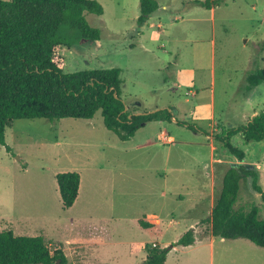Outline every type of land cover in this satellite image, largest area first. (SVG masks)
Here are the masks:
<instances>
[{
  "label": "rangeland",
  "instance_id": "obj_1",
  "mask_svg": "<svg viewBox=\"0 0 264 264\" xmlns=\"http://www.w3.org/2000/svg\"><path fill=\"white\" fill-rule=\"evenodd\" d=\"M97 1L103 14L85 16L100 38L60 46L63 72L120 68L127 109H178L177 119L195 130L150 121L121 141L99 110L90 119L12 120L5 130L11 152L0 146V230L41 236L52 253L62 250V264H143L154 245L177 246L171 261L182 234L194 226L196 235L209 233L223 174L237 160L214 134L245 124L255 106L264 110V83L245 87L246 73L262 65L264 0H221L212 9L156 0L143 29L136 23L139 0ZM201 101L211 102L212 119H192L189 109ZM230 142L247 164L260 163L264 192V139L244 143L237 134ZM67 171L78 172L80 184L73 205L63 209L55 175ZM253 206L264 220L260 195L240 180L234 207ZM139 220L152 225L142 228ZM233 242L238 246L229 252L239 264L264 263V248L242 237L223 244ZM215 251V264L225 262Z\"/></svg>",
  "mask_w": 264,
  "mask_h": 264
},
{
  "label": "trees",
  "instance_id": "obj_2",
  "mask_svg": "<svg viewBox=\"0 0 264 264\" xmlns=\"http://www.w3.org/2000/svg\"><path fill=\"white\" fill-rule=\"evenodd\" d=\"M221 0H193L197 6L211 9ZM158 7L156 0H139L136 23L143 25ZM85 13L103 14L97 0H0V146L5 145V130L14 119L61 118L90 119L100 111L104 126L121 141L130 140L138 128L150 121H171L168 108L151 113L135 114L139 108L126 105L122 98L121 69L91 68L64 73L60 46L83 41H96L100 30L90 25ZM264 51V42L262 44ZM246 87L264 83V52L262 65L245 75ZM146 111V110H143ZM177 123L195 128L184 122ZM240 135L244 143L264 139V110L245 124L221 129L214 134L233 162L222 177L219 194L211 208L209 234L225 239L246 238L264 248V220L257 218L256 207L243 211L234 207L240 180L249 181L253 191L264 203V192L257 183L258 172L245 162V154L230 142ZM63 209L70 208L77 195L80 175L75 171L55 175ZM142 228L152 224L139 220ZM193 230L182 234L176 244H193ZM167 247L149 248L143 264H164ZM61 264V249L53 253L41 236L18 235L11 228L0 230V264Z\"/></svg>",
  "mask_w": 264,
  "mask_h": 264
},
{
  "label": "crops",
  "instance_id": "obj_3",
  "mask_svg": "<svg viewBox=\"0 0 264 264\" xmlns=\"http://www.w3.org/2000/svg\"><path fill=\"white\" fill-rule=\"evenodd\" d=\"M162 8H164V6ZM144 24L140 25L139 28L143 29ZM159 25H160V23H158V27H159ZM140 33H143V32L141 31ZM245 83H246V81H245ZM245 87H246V84H245ZM254 87L255 86H253L251 88L246 87V89L249 90V89H252ZM187 90L191 94H196V92H194L190 88H188ZM138 103H140V102L138 101ZM262 107H263V105H262ZM262 107L255 106L252 109V112L250 113V115L247 117V121H249L255 114H257L259 111H261V109L263 110ZM163 108H166V107L156 108V109L159 110V109H163ZM168 109L170 110V112L172 114L171 120L175 121V122L179 121L176 117V114L179 112L178 109L177 110H172L170 108H168ZM148 110H151V108H149ZM148 110H146V111H148ZM137 112H139V110ZM212 113H213L212 104H211V102H207V101H201V102L197 103L194 107L189 109V114L191 115L192 119H195V120H198L201 118H208V119L211 118L212 119ZM155 122H157V124L159 126H162L166 121H155ZM163 134H165V129L161 128L159 133H158V136H162V138H164L163 140H166V138L163 136ZM263 155H264V152H263ZM233 157L235 158V156H233ZM214 162L219 163L221 161L219 159H217V160H214ZM235 162H238V160H235ZM245 162H246V160H245ZM249 163L252 165L255 164V167L257 170L260 169V163L258 161L257 162L251 161ZM195 229H196V227L194 226L193 227V235H194L193 244L188 245V246H182L181 245L182 249L179 250L178 256H176L173 260L169 261L170 255H175L176 251H177V246L171 245L170 249L168 250V252L166 254V264H215L214 258H215V252H216L215 248L216 247H218L220 249V251H222L220 253V256H221V258H223V260H225V262H222V264H239V261H238L239 259L236 258L233 253L229 252L230 249L235 248L234 246H238V245L235 242H233L230 245H224L223 244L225 241H233V240H236L237 238L225 239V238H221V237H214V236L210 235L209 233H205L202 235H196ZM217 239H218V241H217ZM185 252H192V253H195V255H193L190 258H186V256L183 255ZM262 264H264V263H262Z\"/></svg>",
  "mask_w": 264,
  "mask_h": 264
},
{
  "label": "water",
  "instance_id": "obj_4",
  "mask_svg": "<svg viewBox=\"0 0 264 264\" xmlns=\"http://www.w3.org/2000/svg\"><path fill=\"white\" fill-rule=\"evenodd\" d=\"M127 109V106L125 105L124 107V111ZM158 109H154V110H148V111H139V112H135V114H144V113H151V112H154V111H157ZM238 163V162H236Z\"/></svg>",
  "mask_w": 264,
  "mask_h": 264
},
{
  "label": "built area",
  "instance_id": "obj_5",
  "mask_svg": "<svg viewBox=\"0 0 264 264\" xmlns=\"http://www.w3.org/2000/svg\"><path fill=\"white\" fill-rule=\"evenodd\" d=\"M155 246V245H154Z\"/></svg>",
  "mask_w": 264,
  "mask_h": 264
}]
</instances>
